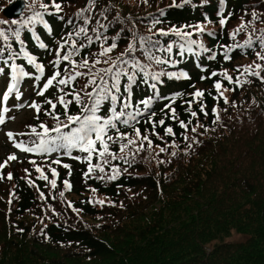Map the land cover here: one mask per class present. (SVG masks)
<instances>
[{
	"label": "trees",
	"instance_id": "16d2710c",
	"mask_svg": "<svg viewBox=\"0 0 264 264\" xmlns=\"http://www.w3.org/2000/svg\"><path fill=\"white\" fill-rule=\"evenodd\" d=\"M23 1L22 15L15 20L5 19L0 11V22H6L0 23V29L8 36L7 40L0 36V67L5 68L0 77L10 74L3 61L11 54L19 55L9 64L22 65L30 73L27 85L34 89L35 81L37 91L56 70L61 72L57 79L74 71L87 73L68 85L54 82L43 95H35L40 112L25 122L24 132L31 133L34 127L42 133L40 124L55 127L57 121L47 114L53 112L49 100L56 104L54 115H59L61 123L66 122L65 109L58 102L61 95L67 93L65 100H71L72 93L78 92L84 103H90L86 93L95 85L89 80L107 75L98 73L109 67L103 61H115L134 38L137 50L132 56L149 76L145 82L143 73L136 70L130 89L132 106L127 109L136 118L126 115L122 119H129V124H117L126 139L109 130L114 140L107 141L109 152L103 157L93 153L89 161L88 154L78 148H61L59 164L40 157L34 158L35 163L22 160L4 167L0 264H264V68H255L264 65L257 56L264 55V0H56L60 12L52 7V0ZM8 5L9 0H0V8ZM221 18L227 21L224 25ZM242 24L246 26L233 37ZM200 25L203 32L197 31ZM80 28L87 29L92 44L73 54L75 66L69 61L54 66L65 40L69 43L60 50L61 56L72 51V39L77 47L88 45L84 34L74 35ZM173 28H194V35L182 38L168 31ZM17 29L19 39L12 34ZM139 37L157 42L152 55L168 62L155 63L140 47ZM247 39L253 41L251 47H237ZM185 40L197 42L193 45L197 53L186 46L181 54L179 45ZM41 42L47 47L41 48ZM113 42L117 48L100 56L102 46ZM169 44L171 53L161 50ZM201 44L209 51H203ZM23 51L44 65L39 80L35 77L41 74L27 63ZM211 53L215 58L210 60ZM85 57L89 66L79 67ZM94 59L101 63L92 66ZM123 59L129 63L120 67L131 74L132 61L128 56ZM248 66L251 70L246 71ZM253 70L259 75H252ZM213 72L217 75L212 76ZM225 72L231 81L224 78ZM157 74L159 80H153ZM217 81L223 97L214 87ZM128 83L122 76L123 96L128 95L124 91ZM196 90L203 91V97H194ZM149 97L152 100L145 107L141 101ZM80 111L75 101L68 105L69 115ZM97 114L112 115L111 105L105 102ZM168 127L173 134L166 133ZM135 129L140 130L139 136ZM127 139L135 143L121 150ZM38 140L36 135L23 138L27 144ZM89 163L99 164L103 171L94 167L89 172ZM64 179L71 183L70 190L64 188ZM235 235L245 240L232 241Z\"/></svg>",
	"mask_w": 264,
	"mask_h": 264
},
{
	"label": "snow or ice",
	"instance_id": "6c2138e0",
	"mask_svg": "<svg viewBox=\"0 0 264 264\" xmlns=\"http://www.w3.org/2000/svg\"><path fill=\"white\" fill-rule=\"evenodd\" d=\"M13 3V0H9V5ZM42 7L47 8V5H42ZM52 7L56 10V12H60L62 10L61 4L57 3L56 0H52ZM0 11H7V8H0ZM84 9L81 10L83 12ZM226 19L221 18L220 19V24L224 25L226 23ZM0 23H6V22H0ZM13 23H16L13 21ZM156 23H159V21H156ZM47 27V24H45ZM246 25L242 24L240 28L236 29L231 35L235 37L242 28H244ZM101 27H104L103 25ZM19 29L14 31L12 34L19 39ZM50 31V29H49ZM161 34L167 35L168 32H165L163 29L159 30ZM169 32H175L177 36H180L182 38H187L192 35L190 32H182L179 29H169ZM197 31L203 32L204 28L202 26H197ZM81 34H84L87 41L88 45H85L81 43L78 47L76 44V40L72 39L71 40V47L72 51H69L67 54L60 55V50L64 48L65 44H68L69 41L65 40L63 44L60 45V49L57 50V59L53 62L54 66H59L61 61H69L73 66L77 64L75 60L72 59L73 54L79 55L80 49L85 48L86 46H90L92 44V37L87 36V29L86 28H80L79 31H77L74 35L76 37L81 36ZM0 36H2L5 40L8 39V36L5 34V31L3 29H0ZM73 34L69 33V37H72ZM97 40L100 39V35H97L96 37ZM106 39V38H105ZM138 42L140 44L141 48H144L145 52H147L150 56L151 59L155 60V63L157 64H162V63H167V60L156 58L154 55H152V49L157 48V42L152 41L151 37L144 38V37H139ZM21 43H23L21 41ZM197 42L195 40H185L184 43H181L179 45L181 49V54L185 47L187 46V51L191 52L193 51L192 45L196 44ZM149 45L148 47H145V45ZM253 44V41L251 39H247L244 41L243 45H237V47H251ZM261 45L264 46V38H261ZM41 48H46L47 45L44 43H40L39 45ZM115 48H117V44L115 42L111 43L107 47L102 46V50L99 53L100 56H107V54L111 53ZM200 48L203 49V51H209V49L204 48L203 44L200 45ZM137 50L136 47V39L134 38V41L128 44L127 49L125 52H122L119 57L115 61H110L109 59H106L103 61V63L108 64L109 67L99 69L98 73H104L107 75H94L90 80L89 84L90 85H95L93 87L92 92L86 93V96L88 97V100L90 103H84V101L81 98L80 93L78 92H73L72 93V99L71 100H65V93L64 95H61L58 98L59 104H61L64 109H65V116H66V122L61 123L60 122V117L59 115H54V111L56 109V104L52 103V101H47V103L51 106L53 112L47 113L48 115L52 116L53 119L57 121L55 127L49 128L45 124H40V128L43 129L42 133H39L36 131V128H32V133H34L38 138V143L34 142V147H27L24 146L22 143H17L16 147L20 148L22 151L25 152H33V151H42V152H51V151H56L61 148H66V149H73V148H78L80 151H83L88 154V156L85 159H88L89 161L91 160V157L93 153H97L99 156L103 157L106 153L109 152V145L107 141H113L114 138L111 135H108L109 130H115L117 132L118 138L119 139H126L127 134L125 133H120L119 129L117 127L118 123H123L125 125L129 124V119H122L126 115L130 117L132 120H135L136 116L133 115L131 112H127V109H129L131 105V84L135 83L136 76H137V69L139 72L143 73L145 82L147 81V78L149 76L148 72L145 71L144 66L140 65L138 61L135 60V57L132 56V53H134ZM166 50L167 52L171 53L172 51V45L169 44L167 46V49H161ZM3 50L0 49V53H2ZM19 54H11L9 55L7 60H4V64L7 65L8 67L11 68V73H12V81L13 83L8 87L7 91L4 93L3 98L6 101L8 99V96L10 93H12L13 89L16 88V84L20 78L27 77L30 75L29 72L24 70V67L22 65H18L16 63H11L9 64V60H14ZM23 56L26 58L27 63L29 65H34V67L37 69V71L41 74L40 76H36L35 79L39 80L41 76L44 73V65L42 63L37 62V58L34 55H31L27 51H23ZM125 56H128L130 60L132 61L131 67L133 71L131 74L126 68L120 67V65H126L129 63V60L123 59ZM257 56L259 57L260 60H264V55L261 53H257ZM210 59H214V56H210ZM225 59H228L227 53H225ZM119 62V63H118ZM101 63L99 59H94L92 61V66H95L96 64ZM89 66V58L85 57L83 60L79 62V67H88ZM256 69H261L264 68V65L257 64L255 66ZM247 70H251V66H248ZM5 71L4 67H0V73H3ZM67 71V69H65ZM252 75H259L258 71H251ZM87 75V73H82L79 71H74L73 74H70L67 78H60L57 79L58 77H61V72L59 70H56L52 76L48 77L46 82L43 84V88L40 89L38 92V95H43L45 91H47L50 87L53 86L54 82L57 83L58 85H68L70 81H74L77 77ZM169 76H176L175 73H167ZM217 73L213 72L212 76H216ZM225 79L228 81L232 80V77L229 76L226 72L222 74ZM127 77V81L129 82L128 84L124 85V91L128 93L127 96H123L121 94V77ZM180 76H183L184 78H187L186 73H180ZM153 80H159V74L153 75L151 77ZM179 78V77H177ZM97 79H99V83H97ZM111 81V83H109ZM88 85H86L87 87ZM153 89H156V84L153 83L151 85ZM214 87L217 89L219 92V95L221 97L224 96V93L221 90L222 84L220 81H217L214 85ZM61 92H63V88L60 89ZM17 96L20 95L19 92L16 93ZM179 95V94H178ZM204 92L201 90H196L193 93L194 97H203ZM175 97H173V100ZM152 98L149 97L146 100L141 101V103L147 107ZM225 103H227V97H224ZM75 101L76 104L81 106V111L79 114L76 115H69L67 113V108L68 105L73 103ZM109 103L111 105V113L112 115L108 117H104L101 115H98L97 113L100 111L101 106L105 103ZM189 105H191V101L188 102ZM119 105L120 110L117 111V106ZM31 107L35 108V110L39 113L40 112V105L33 103L30 105ZM170 107V106H168ZM7 109H5L6 111ZM201 112L204 111L203 106H201L200 109ZM173 118H175V109H171ZM213 112H216V109H213ZM207 114V113H205ZM139 115V113H137ZM154 115V113H153ZM192 116H196V112H191ZM217 119H219V116L217 115ZM4 120L2 117H0V123H3ZM191 123V121H189ZM160 125L164 124V120L159 121ZM72 125H77L76 127H72ZM180 126L182 128H187V124H185L184 121H180ZM155 127V125H154ZM63 129H69L67 132L63 131ZM167 134H173V130L171 127H168L165 129ZM192 131H195V129H192ZM50 132L56 133V135H49ZM136 135H140V130L135 129ZM9 137H12V134H8ZM106 137V139H105ZM144 140H148L147 136L143 137ZM187 139V137H185ZM115 142V141H114ZM99 143L100 147L97 148V144ZM135 143L134 140L127 139L126 144L121 145V150H123L124 147H127L128 144H133ZM149 145H151V141H148ZM164 149H161L163 151ZM17 157L15 155H10L8 157L9 160H15ZM79 159V157H77ZM7 161H5V164ZM32 163H35V161H32ZM55 163H59V160L55 161ZM4 167V165H0V168ZM65 168H69V165H64ZM99 168L100 171H103V168L97 164V165H92L89 163V172L93 171V168ZM37 171H41L42 169L37 168ZM53 175H56V170L52 169ZM87 175V173L85 174ZM8 178L11 179V173L8 174ZM42 178L47 179L46 176H42ZM113 179L115 177H112ZM53 187L55 186V180L51 181ZM65 185L70 187L67 181H65Z\"/></svg>",
	"mask_w": 264,
	"mask_h": 264
},
{
	"label": "rangeland",
	"instance_id": "374dc122",
	"mask_svg": "<svg viewBox=\"0 0 264 264\" xmlns=\"http://www.w3.org/2000/svg\"><path fill=\"white\" fill-rule=\"evenodd\" d=\"M0 82H2V80L0 79ZM25 112L18 114L15 117V120L13 122L8 123V125L5 127V129H3V132L0 133V155L1 154H9V153H13L12 150L7 149L8 147H10L12 145V142H10L12 139L9 137V133H13L14 131H20L21 129V121L26 117ZM7 131V135H8V139L5 137L4 132ZM10 131V132H9ZM2 156H0L1 158ZM3 161V160H1ZM245 240V237L243 236H233L232 241H237V242H242Z\"/></svg>",
	"mask_w": 264,
	"mask_h": 264
},
{
	"label": "water",
	"instance_id": "95a60500",
	"mask_svg": "<svg viewBox=\"0 0 264 264\" xmlns=\"http://www.w3.org/2000/svg\"><path fill=\"white\" fill-rule=\"evenodd\" d=\"M6 8H7V11H3L4 17L6 19H15L21 15L23 8H24V2L21 0H18Z\"/></svg>",
	"mask_w": 264,
	"mask_h": 264
}]
</instances>
